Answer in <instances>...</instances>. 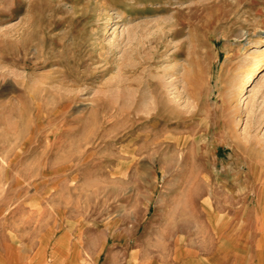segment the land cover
Segmentation results:
<instances>
[{
    "label": "rangeland",
    "instance_id": "rangeland-1",
    "mask_svg": "<svg viewBox=\"0 0 264 264\" xmlns=\"http://www.w3.org/2000/svg\"><path fill=\"white\" fill-rule=\"evenodd\" d=\"M261 63L264 0H0V191L126 256L264 242Z\"/></svg>",
    "mask_w": 264,
    "mask_h": 264
},
{
    "label": "crops",
    "instance_id": "crops-1",
    "mask_svg": "<svg viewBox=\"0 0 264 264\" xmlns=\"http://www.w3.org/2000/svg\"><path fill=\"white\" fill-rule=\"evenodd\" d=\"M43 204L0 191V264H264V242L253 243L250 228L243 233L228 221L227 228L206 223L202 236L166 234L159 250L149 238L148 258H140V249L126 256L123 233L94 244L62 228L58 217L47 220Z\"/></svg>",
    "mask_w": 264,
    "mask_h": 264
},
{
    "label": "bare ground",
    "instance_id": "bare-ground-1",
    "mask_svg": "<svg viewBox=\"0 0 264 264\" xmlns=\"http://www.w3.org/2000/svg\"><path fill=\"white\" fill-rule=\"evenodd\" d=\"M264 70V64H259L257 65L251 75L248 76L246 82H245V87L244 89L246 90L247 88L251 87L252 83L254 82V80L261 74V72ZM210 189V188H209ZM208 192V191H207ZM211 192V191H210ZM212 193V192H211ZM212 195V194H211ZM229 197V196H228ZM222 199V198H221ZM225 199V198H224ZM227 199V197H226ZM223 200L222 202H220V210H217L216 214L219 215V217L222 219V218H225V212L230 210V204L231 203H228L227 200ZM210 200V199H209ZM209 200H206V204H209L210 201ZM215 212V211H214ZM228 215V214H226Z\"/></svg>",
    "mask_w": 264,
    "mask_h": 264
}]
</instances>
